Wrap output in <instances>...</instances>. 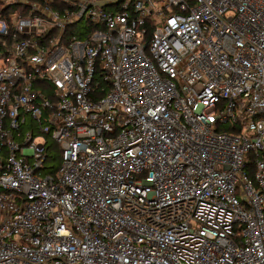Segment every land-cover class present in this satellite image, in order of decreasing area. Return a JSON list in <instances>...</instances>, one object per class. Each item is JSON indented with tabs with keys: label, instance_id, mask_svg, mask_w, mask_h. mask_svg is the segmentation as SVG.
<instances>
[{
	"label": "built area",
	"instance_id": "1",
	"mask_svg": "<svg viewBox=\"0 0 264 264\" xmlns=\"http://www.w3.org/2000/svg\"><path fill=\"white\" fill-rule=\"evenodd\" d=\"M0 264H264V0H0Z\"/></svg>",
	"mask_w": 264,
	"mask_h": 264
},
{
	"label": "trees",
	"instance_id": "2",
	"mask_svg": "<svg viewBox=\"0 0 264 264\" xmlns=\"http://www.w3.org/2000/svg\"><path fill=\"white\" fill-rule=\"evenodd\" d=\"M51 152H52L51 160L49 161V166H47V167L50 170V172H55V170L57 168L58 152L59 151H51Z\"/></svg>",
	"mask_w": 264,
	"mask_h": 264
}]
</instances>
